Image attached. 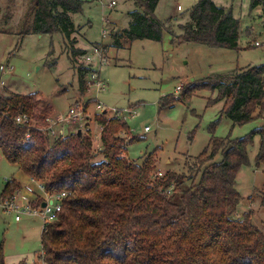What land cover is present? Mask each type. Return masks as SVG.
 I'll list each match as a JSON object with an SVG mask.
<instances>
[{
    "label": "trees",
    "instance_id": "16d2710c",
    "mask_svg": "<svg viewBox=\"0 0 264 264\" xmlns=\"http://www.w3.org/2000/svg\"><path fill=\"white\" fill-rule=\"evenodd\" d=\"M159 1L135 0L125 29L130 39L161 41L167 30L179 42L238 48L240 20L232 10L214 0H199L188 19L178 24L177 34L169 20L157 17ZM85 2L31 0L33 18L26 19L18 35L59 32L69 41L75 30L71 14L81 12ZM251 5L264 6V0H252ZM70 45L75 64L72 57L87 50ZM90 69L78 68L82 93ZM207 78L214 82L189 84L179 97L163 96V106L189 101L194 92L207 88L218 91L217 100H226L223 112L234 125L254 120L258 109L264 110V64ZM40 102L35 92L5 91L0 96V150L19 170L43 181L48 192H68L58 219L43 229L42 257L47 264H264V228L254 222L252 210L236 216L243 200L237 176L250 163L248 148L256 135V164L264 163V123L246 137L212 136L189 164L194 176L176 171L159 176L154 171L156 153L142 163L125 155L128 144L120 132L131 134L125 113L112 118L104 111L96 114V124L103 127L102 148L96 151L89 132H73L64 139L46 136L38 126L49 115L41 111ZM19 113L39 120L17 123ZM218 154L222 160L211 162ZM20 187L16 178L7 179L1 198ZM0 264H6L2 253Z\"/></svg>",
    "mask_w": 264,
    "mask_h": 264
},
{
    "label": "rangeland",
    "instance_id": "374dc122",
    "mask_svg": "<svg viewBox=\"0 0 264 264\" xmlns=\"http://www.w3.org/2000/svg\"><path fill=\"white\" fill-rule=\"evenodd\" d=\"M198 1L160 0L156 15L164 21L169 20L178 34L181 33L179 22L188 19ZM214 1L232 10L240 20L236 49L179 42L173 40L167 30L161 41L130 39L125 29L132 21L130 12L136 7L135 0H123L113 11L85 2L81 12L71 14L75 30L69 41L59 32L36 34L29 31L21 38L18 32L25 29L26 19L33 18L31 0H0V84L8 87L7 91L35 92L41 99V111L49 116L65 113L76 103L87 102L89 118L85 123L92 127L91 135L101 128L96 124L97 113L106 109L104 115L112 118L125 111L131 134L120 132V135L128 144L125 155L130 160L142 163L148 154L156 153L154 171L163 174L176 171L194 176L196 172L190 170L189 164L204 151L212 136L246 137L264 123V110L258 109V118L234 125L223 112L226 100H217L218 91L207 88L194 92L189 101L179 99L172 106L162 104L163 96L179 97L189 84L204 80L213 83L214 79L207 77L216 73L226 74L237 67L264 64V6L252 8V0ZM256 41L260 45H255ZM70 44L87 53L92 44L103 46L106 61L97 70L107 84L104 89L93 84L88 85L84 93L80 92L78 68L81 65L89 67V61L87 53L77 54L72 57L76 61L74 64ZM97 62L92 56V63ZM8 66L13 69L7 71ZM89 76L87 72L86 78ZM4 90L0 95L5 94ZM98 104L104 108L97 109ZM127 109L135 111L136 116L132 117ZM146 126H149L147 131ZM69 127L65 128L66 133L77 128L76 125ZM131 138H134L132 142ZM92 140L95 150L100 151L95 136ZM259 146L260 136L256 135L248 148L250 163L243 166L237 176V189L243 200L236 216L243 217L245 212L252 210L254 222L264 228V163L256 164ZM221 160L218 154L211 162ZM0 162L1 193L6 178H20L22 173L1 150ZM172 188L167 192L172 193ZM26 220L17 224L14 214L0 209V253L5 263L6 257L12 261L20 257L18 254L35 253L42 248L39 228L34 230L30 225H23ZM34 221L40 224L39 220Z\"/></svg>",
    "mask_w": 264,
    "mask_h": 264
},
{
    "label": "built area",
    "instance_id": "2783aa9c",
    "mask_svg": "<svg viewBox=\"0 0 264 264\" xmlns=\"http://www.w3.org/2000/svg\"><path fill=\"white\" fill-rule=\"evenodd\" d=\"M87 2L93 4H99L104 9L114 10L116 9L121 1L123 0H86ZM181 7L179 6V9ZM106 31L104 30L103 37H105ZM255 45H260L259 41L255 42ZM91 50L87 53L86 59L89 61L88 66L92 69L88 73L90 76L87 79L88 85H97L98 89H104L107 84L100 78V71H98L103 64H105L106 58L104 56V48L99 44H93L90 46ZM92 56L98 59L97 64L92 63ZM98 66V67H97ZM13 69V66H8L7 71ZM98 69V70H97ZM1 89H4V84L0 85V94ZM178 89H181V86H178ZM1 96V95H0ZM89 104L87 102L76 103L69 108L65 113H59L56 116H49L46 120V123L38 126L40 130L46 136L51 137L52 139H64L69 134L81 130V132L91 133L92 127L89 126L85 121H88L89 114L87 113ZM102 109L104 106L102 104L97 105V109ZM101 111V110H100ZM104 112H107L104 109ZM125 111L116 113V116L124 114ZM129 114H132V117L136 116V112H132L130 109H127ZM17 123L20 124H36V121L33 119L32 115L28 113H19L15 118ZM76 125V130H73L71 133H66L65 128L69 126ZM145 130H149V126H146ZM103 127L95 131L94 135L95 140H97V147L102 148L101 136H102ZM158 175H163L162 172H158ZM21 183V182H20ZM68 195L67 191H61L56 193H50L47 191L46 186L43 181L37 179L33 176H29L26 182L21 183V187L18 188L12 195L1 198L0 197V209L5 211L7 214H14V217L19 221L23 216H31L39 218L43 222V229L46 224L52 223L58 219L59 213L63 208V199ZM44 250L42 252V256Z\"/></svg>",
    "mask_w": 264,
    "mask_h": 264
},
{
    "label": "crops",
    "instance_id": "0c3cea01",
    "mask_svg": "<svg viewBox=\"0 0 264 264\" xmlns=\"http://www.w3.org/2000/svg\"><path fill=\"white\" fill-rule=\"evenodd\" d=\"M189 16V14H188ZM181 23V22H179ZM1 85V84H0ZM8 87H6L4 85V89ZM4 89H1V91H3ZM7 91L6 89L4 90V92ZM70 128V127H69ZM73 130L70 129V133ZM1 163V162H0ZM22 173V176L20 178H16L18 181H20L21 183L26 182L28 180L29 175H27L26 173H24L22 170H20ZM7 180V178L5 179ZM5 186V184H4ZM3 189L1 190L2 193ZM1 193H0V197H1ZM27 219L26 222H24L23 225H30L32 228H34V230L36 229L35 227L39 228V234H41V243H42V233H43V222L41 219H36L35 217H31V216H23L19 221H17L15 219V221L17 222V224H20L22 220ZM33 220V221H32ZM34 220H39L40 224H36V221ZM42 252H43V247L41 248L40 251H37L35 253H21L18 254V256H20L18 259L12 260V261H8L7 257H6V264H47L43 257H42Z\"/></svg>",
    "mask_w": 264,
    "mask_h": 264
},
{
    "label": "water",
    "instance_id": "95a60500",
    "mask_svg": "<svg viewBox=\"0 0 264 264\" xmlns=\"http://www.w3.org/2000/svg\"><path fill=\"white\" fill-rule=\"evenodd\" d=\"M78 132H79V134H81V130H79Z\"/></svg>",
    "mask_w": 264,
    "mask_h": 264
}]
</instances>
